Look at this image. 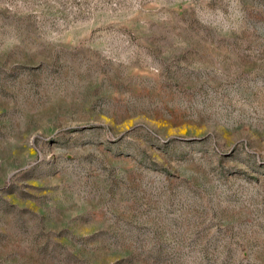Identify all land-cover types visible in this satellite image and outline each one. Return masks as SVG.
Segmentation results:
<instances>
[{
	"label": "rangeland",
	"instance_id": "obj_1",
	"mask_svg": "<svg viewBox=\"0 0 264 264\" xmlns=\"http://www.w3.org/2000/svg\"><path fill=\"white\" fill-rule=\"evenodd\" d=\"M0 264H264V0H0Z\"/></svg>",
	"mask_w": 264,
	"mask_h": 264
}]
</instances>
